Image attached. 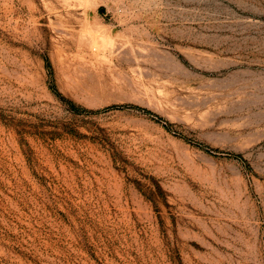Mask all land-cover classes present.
<instances>
[{
	"label": "rangeland",
	"instance_id": "obj_1",
	"mask_svg": "<svg viewBox=\"0 0 264 264\" xmlns=\"http://www.w3.org/2000/svg\"><path fill=\"white\" fill-rule=\"evenodd\" d=\"M0 264H264V0H0Z\"/></svg>",
	"mask_w": 264,
	"mask_h": 264
},
{
	"label": "trees",
	"instance_id": "obj_2",
	"mask_svg": "<svg viewBox=\"0 0 264 264\" xmlns=\"http://www.w3.org/2000/svg\"><path fill=\"white\" fill-rule=\"evenodd\" d=\"M69 105H70L71 109H73V110H77L78 111V110L83 109L80 106H78L75 103H73L72 101L69 102Z\"/></svg>",
	"mask_w": 264,
	"mask_h": 264
}]
</instances>
